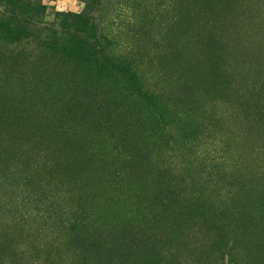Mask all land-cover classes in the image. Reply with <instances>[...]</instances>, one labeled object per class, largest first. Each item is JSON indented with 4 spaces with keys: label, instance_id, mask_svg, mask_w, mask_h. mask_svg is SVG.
Here are the masks:
<instances>
[{
    "label": "rangeland",
    "instance_id": "1",
    "mask_svg": "<svg viewBox=\"0 0 264 264\" xmlns=\"http://www.w3.org/2000/svg\"><path fill=\"white\" fill-rule=\"evenodd\" d=\"M231 1L0 0V264H264V0Z\"/></svg>",
    "mask_w": 264,
    "mask_h": 264
},
{
    "label": "bare ground",
    "instance_id": "2",
    "mask_svg": "<svg viewBox=\"0 0 264 264\" xmlns=\"http://www.w3.org/2000/svg\"><path fill=\"white\" fill-rule=\"evenodd\" d=\"M223 1H225V0H222V1L220 0V2H223ZM229 1H231V0H229ZM226 3H225V6H227ZM231 3H232V1H231ZM231 3H229V4H231ZM220 4H223V3H220ZM222 19H223L222 22H221L222 27L224 25L226 26V23H227L226 20H232V15L230 14V12H228V10H226L224 12V14L222 15Z\"/></svg>",
    "mask_w": 264,
    "mask_h": 264
}]
</instances>
